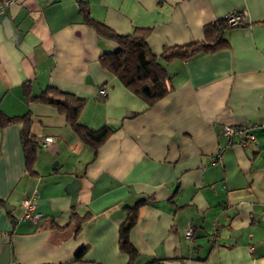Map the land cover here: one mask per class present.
Instances as JSON below:
<instances>
[{"label":"crops","instance_id":"1","mask_svg":"<svg viewBox=\"0 0 264 264\" xmlns=\"http://www.w3.org/2000/svg\"><path fill=\"white\" fill-rule=\"evenodd\" d=\"M119 35L147 45L205 42L204 27L236 12L228 46L163 63L172 92L152 107L104 70L117 45L83 23L78 3ZM264 0H14L0 11V109L30 113L36 157L27 172L21 123L0 127V254L9 264H128L118 249L127 207L137 264H264V129L228 146L224 125H264ZM48 87L86 101L80 123L113 132L93 150L56 109L27 102ZM106 95H101V89ZM52 137L49 149L40 142ZM217 151H221L220 161ZM43 219L22 221L32 198ZM84 218L79 231L76 220ZM190 228L193 236L186 240ZM81 252L79 258L76 255Z\"/></svg>","mask_w":264,"mask_h":264},{"label":"trees","instance_id":"2","mask_svg":"<svg viewBox=\"0 0 264 264\" xmlns=\"http://www.w3.org/2000/svg\"><path fill=\"white\" fill-rule=\"evenodd\" d=\"M78 7L79 14L86 26L94 30L98 37L117 45L114 51L101 55L100 62L104 70L114 76L127 91L146 103L148 107L160 102L173 90L163 63L174 59L184 60L199 54L214 53L228 46L224 35L231 27H228L227 18H222L204 27L205 42L165 47L157 57L151 53L147 45L146 40L150 30L135 29L130 35H119L94 20L91 17L87 3L79 2ZM29 88L27 84L23 85V94L26 101L56 109L60 115L64 116L67 125L81 142L93 150L94 156L98 152L99 147L112 134L113 130L110 127L104 126L98 130H92L80 123V115L86 103L84 99L53 87H48L38 95H32L29 93ZM16 123H21L22 125L20 142L27 172H30L37 151V145L30 133L32 117L30 113L18 117H8L0 109L1 128ZM218 153H221V151H217L216 154ZM150 199H140L132 207H127L126 218L119 227L118 249L128 257V264H137L140 259V254L130 242V231L137 222L139 208L147 204ZM71 217L77 221L76 226L77 231H79L84 218H78L73 213ZM81 255V252H79L76 257L79 258ZM146 264H157V262L152 260Z\"/></svg>","mask_w":264,"mask_h":264},{"label":"built area","instance_id":"3","mask_svg":"<svg viewBox=\"0 0 264 264\" xmlns=\"http://www.w3.org/2000/svg\"><path fill=\"white\" fill-rule=\"evenodd\" d=\"M14 0H1L0 1V11L10 4L13 3ZM227 24L228 27L234 28L238 25L244 24V17L243 15L232 12L227 17ZM106 89H101L100 94L106 95ZM263 128L264 125L261 126H244V127H234L229 125H224L221 128V135L227 140V144L235 145V146H246L248 143H255L256 137L255 134L252 132L254 129ZM54 143V139L52 137H47L40 142L41 149H49L51 145ZM221 153L217 154V160L220 161ZM37 194L34 193L32 198H28L22 201V208H23V216L22 221H27L30 223L36 224L39 220L43 219V215L39 212H35L36 210V203L35 198ZM193 236V233L190 228L186 229L184 233V237L186 240H190Z\"/></svg>","mask_w":264,"mask_h":264},{"label":"water","instance_id":"4","mask_svg":"<svg viewBox=\"0 0 264 264\" xmlns=\"http://www.w3.org/2000/svg\"><path fill=\"white\" fill-rule=\"evenodd\" d=\"M237 27H241L238 25ZM10 262V248L9 245H6L2 248L1 254H0V264H9Z\"/></svg>","mask_w":264,"mask_h":264},{"label":"clouds","instance_id":"5","mask_svg":"<svg viewBox=\"0 0 264 264\" xmlns=\"http://www.w3.org/2000/svg\"><path fill=\"white\" fill-rule=\"evenodd\" d=\"M241 26V25H240Z\"/></svg>","mask_w":264,"mask_h":264},{"label":"rangeland","instance_id":"6","mask_svg":"<svg viewBox=\"0 0 264 264\" xmlns=\"http://www.w3.org/2000/svg\"><path fill=\"white\" fill-rule=\"evenodd\" d=\"M226 18V17H225Z\"/></svg>","mask_w":264,"mask_h":264}]
</instances>
